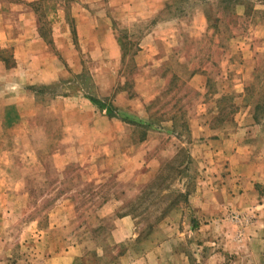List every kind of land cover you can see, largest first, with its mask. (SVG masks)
Returning a JSON list of instances; mask_svg holds the SVG:
<instances>
[{"label": "rangeland", "instance_id": "374dc122", "mask_svg": "<svg viewBox=\"0 0 264 264\" xmlns=\"http://www.w3.org/2000/svg\"><path fill=\"white\" fill-rule=\"evenodd\" d=\"M94 1L31 5L46 40L60 25L68 30V66L81 76L34 96L0 132V264H66L77 248V264H144L151 235L168 240L165 264H264L253 242L248 254L223 253L216 218L190 205L205 172L200 164L233 154L228 135L239 124L248 127L244 147L264 157V110L254 121L250 107H264V0H164L154 17H116L115 57L73 32L75 17L95 9ZM102 1L114 14L115 0ZM77 88L116 118L110 127L102 120L99 133L84 130L91 120ZM254 188L264 201V179ZM232 215L222 230L228 236L241 221ZM123 218L136 238L114 245Z\"/></svg>", "mask_w": 264, "mask_h": 264}, {"label": "crops", "instance_id": "0c3cea01", "mask_svg": "<svg viewBox=\"0 0 264 264\" xmlns=\"http://www.w3.org/2000/svg\"><path fill=\"white\" fill-rule=\"evenodd\" d=\"M38 1L42 0H16L9 4L0 0V54L3 50L9 51L7 58L0 56V110L3 114L0 132L8 129L12 119H15L13 115L20 116L19 114L26 111L25 104L34 103V95L30 92V87L54 86L67 81L68 77L81 74L76 69H69L68 64L73 61L69 62L71 60L67 54L71 45L68 30L65 27L60 25L59 29L52 30V41L46 40L41 35L38 16L31 9V5ZM94 2L98 6L90 9L93 13L84 11L75 17L76 27L73 32L80 37L84 45L91 43L92 49L110 48L115 52L114 57L119 45L112 21L117 18L134 19V21L151 18L156 16L164 5V0H129V3L115 0L117 9L114 14L110 15L104 10V1L95 0ZM100 2L102 4H99ZM154 2L156 6H153ZM92 15L93 17L90 18ZM87 17L90 20H87ZM51 45L55 46L56 54L51 50ZM112 87L113 85L110 84L107 89ZM77 91L81 95L78 98L82 101L81 104L91 120L89 125L87 122L84 130L89 128L94 133H99L100 130L96 124L102 120H106L108 124L106 128L110 127L116 118L109 119L107 111L99 110L87 98L82 88ZM67 97L64 96L63 99ZM247 132V125L239 124L238 128L228 135L230 144L234 145L232 146L233 154L230 157H206L203 160V164L200 165L205 172L202 173L197 189L190 198L193 210L198 209L199 214L207 216L213 214L216 218L210 221L213 226H216L219 235L225 238L222 239V252L238 256L251 251L247 248L248 242H253L251 245H254L255 249L252 250L255 253H264V201L254 188L255 183L264 179V157H252L251 151L244 147L243 138L246 137ZM221 154H225L224 150ZM209 194L212 195L211 199L208 197ZM229 212L242 216L240 224L234 223L237 233L230 234V236L222 232L226 225L233 224L227 218ZM251 216L254 217V221L248 222ZM205 222H209L207 217ZM243 224L244 229L238 226ZM132 228L131 219L119 220L111 234L112 244L134 242L136 236ZM167 243L168 240L162 236H149L142 245V249L145 250L142 256L144 264H165L162 250ZM65 256L62 259L63 262L67 264L68 260V264L72 262L77 264L80 250L72 249ZM108 264L111 263L108 262ZM208 264H213L211 259Z\"/></svg>", "mask_w": 264, "mask_h": 264}, {"label": "trees", "instance_id": "16d2710c", "mask_svg": "<svg viewBox=\"0 0 264 264\" xmlns=\"http://www.w3.org/2000/svg\"><path fill=\"white\" fill-rule=\"evenodd\" d=\"M80 76L81 75H79V76H77L76 78H80ZM54 87L53 86H50V87H40L39 89H32V93L34 94V96H37V94L38 95H41V94H43L44 92H46V91H51L52 89H53ZM86 95H87V98L88 99H90V101L99 109V110H102V109H105L104 108V105H102V104H100L96 99H94V98H92V97H90L87 93H86ZM223 99V98H222ZM221 99V101H220V103H222L223 102V100ZM250 107L252 108V111H253V113H252V120H254V121H258V119H257V117H256V119H255V116H257V113H262L263 112V110H264V107L260 104H256L255 105V103L254 104H250ZM230 112L227 114V115H231V114H233L234 112H235V107L233 106V104H231L230 105ZM106 111H107V114H108V117H110V118H114V117H112V115H110V113H109V110L106 108L105 109Z\"/></svg>", "mask_w": 264, "mask_h": 264}, {"label": "built area", "instance_id": "2783aa9c", "mask_svg": "<svg viewBox=\"0 0 264 264\" xmlns=\"http://www.w3.org/2000/svg\"><path fill=\"white\" fill-rule=\"evenodd\" d=\"M231 219L235 221L242 220V218H240L238 215H232Z\"/></svg>", "mask_w": 264, "mask_h": 264}]
</instances>
